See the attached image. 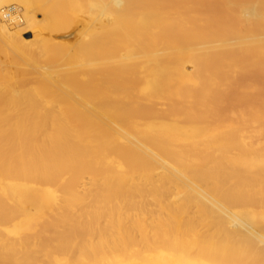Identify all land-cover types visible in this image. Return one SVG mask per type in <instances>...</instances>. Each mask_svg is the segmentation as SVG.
<instances>
[{
    "label": "bare ground",
    "instance_id": "1",
    "mask_svg": "<svg viewBox=\"0 0 264 264\" xmlns=\"http://www.w3.org/2000/svg\"><path fill=\"white\" fill-rule=\"evenodd\" d=\"M76 1L84 21L52 43L34 0L25 19L0 0L15 49L4 19L88 68L0 85V264H264V59L244 55L264 53V0Z\"/></svg>",
    "mask_w": 264,
    "mask_h": 264
},
{
    "label": "rangeland",
    "instance_id": "2",
    "mask_svg": "<svg viewBox=\"0 0 264 264\" xmlns=\"http://www.w3.org/2000/svg\"><path fill=\"white\" fill-rule=\"evenodd\" d=\"M20 1H22V0H3V2H8L9 3L8 5H9V7L11 9V13L13 14V16L14 15H18L22 19H25V17L23 16V13H25V9L21 5ZM35 2H36V0H34L35 6L32 8L30 13L33 12L34 16H36V18H34V17L33 18L37 19L35 21H37V22L39 21L38 22L39 24L41 23L40 25H42L43 38L46 39L47 42H50L52 39L54 40V41L52 40V43L56 42V41H57L56 43L63 42V40H61V39H63V38H61L62 34L60 35V34H56L55 33V35H54V33H51V29L52 28H51L50 25H52V26L55 25L56 27H61L62 30H64L65 28H69L70 27L69 29L72 30L73 26H75L74 24L76 23V21H77V19L79 17L80 18L78 20L84 21V19L82 17V14L77 13L79 15V17H78L77 14H74V16H73L70 13V11H68L70 14L67 13L66 11H64L65 9H68L69 0H37L38 6L36 5ZM44 2H45V4H44ZM87 2H91V1L78 0V1H76V4H78V5H86L87 6L88 4H85ZM64 5H65L66 8L64 7ZM62 6H63V8H62ZM79 9H80V6L77 7V10H79ZM68 10H70V9H68ZM30 15H32V13ZM75 16L78 17V18H76ZM2 22L4 24H6L8 28H10L9 30L11 31V33H14V31H15L14 34H16V31H18V33L16 34V37H15L17 39L16 40L17 42L16 41H14V42L16 43V45L19 44V47H20V49H17V48L15 49L13 44L10 43L7 38H3L2 36L0 37V46H1L0 47V85L2 86V83H3L2 89L6 85L11 86L14 89H19L20 88L19 86H21L22 84H32L36 80V78L38 79V76L41 78V74L43 75L44 72H47V71L52 70L53 68H57V67H66L67 66L69 69L71 68V69H74V71L77 70L78 72H82V73L85 72L88 69L87 67L81 66L83 64L73 63V60H71L72 62L70 61V63H68L67 61H66V63H64L65 62L64 59H60V58H57V57L54 58L53 57L54 58V60H53V58H51V56L49 57V55L47 56V57H49L48 59H47V57L46 58H40L39 54L37 53L38 52V45H36L37 43L35 42V39H34L35 35L38 34L37 33V29L33 30V28L31 29L30 27H26L25 28V26H27L26 24H21V26H17L13 22L9 21L8 19H4ZM19 28H20V30H19ZM87 28H89V27H87ZM26 29H27V31H26ZM19 31H21V35L18 37ZM73 32H75V33H73L74 35H72L71 41H73L72 43H74V41H75L74 45L77 48L76 51H78V49H80L81 45L83 44L82 42L85 41L84 38H85V34L86 33L84 34V38H83V35L80 34V37H79V34H77L76 31H73ZM83 32H85V30ZM258 33L260 34L261 31H258L257 34ZM75 34H77V35H75ZM58 35H60V37ZM247 35H248V33H244L243 37L244 36L246 37ZM54 37H56V38H54ZM5 39H7V40H5ZM251 51H252L251 55H248L247 52H246L244 54L245 57H247V58H249L251 60L264 59V53L257 54L256 49L255 50L252 49ZM102 52H104V51H102ZM102 52H100V53L102 54ZM29 53H31L32 55L29 54ZM26 54H28V55H26ZM36 54H38V55H36ZM50 61H52V62H50ZM49 63H50V65H47ZM43 65L45 66V69H44ZM234 65H235V67L239 68V65L237 63L234 64ZM263 68L264 67H262V69ZM38 73H39V75H38ZM244 78H245V74L243 73V79ZM262 86H264V85H262ZM4 88H6V87H4ZM197 89L199 91H203V90L206 91L208 89L209 90L208 91L209 94L215 100H220L221 99V96L218 93H215L213 91L214 88L212 86L211 87L201 86V87H198ZM0 90H1V87H0ZM243 94H244L243 95V105L240 104V102L238 101L239 99L235 100V102L233 104L234 110H239L241 108L244 109L245 107H247V104H245V102H244L245 98L249 97V99L252 100L253 97H254V94H252V92L250 90L248 91L246 89V87L243 88ZM259 95H261V94H259ZM261 99L264 100V96H262ZM251 111L254 112V109H251ZM203 115H205V114H203ZM225 115H229L230 116L229 112H225V114H222L223 118H225L224 117ZM199 117H201V116H199ZM262 117L263 118L260 120L259 129L264 134V110L262 111ZM132 121H133V124H134V128H132V130L138 129V128H136L135 124L143 123V121L141 119H139V118L132 119ZM202 122L204 124H202V128L199 131L195 132V136H200V135L204 134L203 137H205V136L213 137L215 134H213V135L210 134V132H211L210 129L213 128V127H216V124H218V119H213V118L212 119H205ZM213 123H215V125H212ZM183 125L184 124L182 123V121L175 120L173 122V124L171 125V128H172V126H174L172 128L171 132H174L176 130V127H182ZM221 127H219V128H221ZM252 135H255V133H251V136ZM197 140H198V138L194 139L193 143H195ZM210 152H212V150H211V147L209 146L208 148H206L204 150L203 153L209 155ZM260 155L264 156V150H262L260 152ZM187 160L191 161V159H187ZM215 162L216 161H215V158H214L207 165V167L212 166Z\"/></svg>",
    "mask_w": 264,
    "mask_h": 264
}]
</instances>
